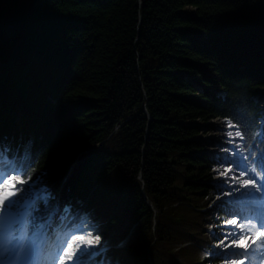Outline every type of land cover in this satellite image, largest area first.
Segmentation results:
<instances>
[{
  "label": "trees",
  "instance_id": "trees-1",
  "mask_svg": "<svg viewBox=\"0 0 264 264\" xmlns=\"http://www.w3.org/2000/svg\"><path fill=\"white\" fill-rule=\"evenodd\" d=\"M17 1L0 0V17L17 13ZM189 6L197 8L194 16L183 15ZM137 78L148 94L139 93ZM221 86L225 98L216 95ZM262 94L259 0H37L32 15L0 24L3 134L21 114L16 136L24 130L26 139L34 137L32 176H40V189L65 174L79 152L111 138L100 153L81 161L68 196L78 209L89 200L85 212L92 219L104 212L117 216L109 226L120 235L139 220V231L156 239L153 264H176L178 245H202L209 238L202 225L212 214L185 207L191 202L202 209L216 193L214 162L195 139L202 127L196 121L235 117L255 129ZM140 167L144 177L137 175ZM119 171L125 178L118 179ZM125 182L131 184L128 199L122 197ZM181 215L188 235L173 220ZM143 243L140 237L135 246ZM179 255L198 264L200 250L182 247ZM125 256L127 264H144L130 251Z\"/></svg>",
  "mask_w": 264,
  "mask_h": 264
},
{
  "label": "snow or ice",
  "instance_id": "snow-or-ice-1",
  "mask_svg": "<svg viewBox=\"0 0 264 264\" xmlns=\"http://www.w3.org/2000/svg\"><path fill=\"white\" fill-rule=\"evenodd\" d=\"M259 2L264 5V0ZM253 101L256 102L255 97ZM226 121L230 130L225 133L227 139L220 148L224 155L216 161L225 171L218 173L222 178L213 187L227 197H217L221 200L225 216L229 217L222 227H237L220 234L213 233L216 244L205 252L208 264L214 260L243 264L250 257L264 259V242L257 243L255 239V233L259 231L264 241V129L251 130L235 117L226 118ZM237 140L243 143L239 144ZM11 151V146L5 145L0 136V188L10 184L13 178L26 185L17 189L20 195L14 198L0 195V264H63L65 257L72 260L73 256L75 264H102L98 257L109 251L101 243L102 233L96 229L89 231V237L93 231L96 234L87 241L88 246L73 249L71 241L83 240V237L65 235L68 228L60 219L64 217L66 220L64 214L71 215L72 209L61 207L46 189H38L36 180L40 176L35 179L32 176L35 156L30 150L26 149L23 157L10 156L8 153ZM237 218L241 222L239 225ZM244 223L251 225L247 235L237 230L243 229ZM248 239H252V245L245 247L243 242ZM241 248L244 251H236Z\"/></svg>",
  "mask_w": 264,
  "mask_h": 264
},
{
  "label": "bare ground",
  "instance_id": "bare-ground-1",
  "mask_svg": "<svg viewBox=\"0 0 264 264\" xmlns=\"http://www.w3.org/2000/svg\"><path fill=\"white\" fill-rule=\"evenodd\" d=\"M17 2L18 3L16 4L15 9L17 10V14L18 15H32V11H33L34 5L36 4L37 0H18ZM196 10H197V8L192 7V6L191 7L189 6V7H187V8L184 9L183 12H185V13H183V15H187V13L191 12L190 15L191 16H194V14H196L194 11H196ZM138 14H140V13L138 12ZM141 16L142 15H140V17ZM196 38L200 39L201 41L205 42L208 45L209 44H212V42H209V36L207 34H204V35L203 34H199ZM150 55H151L150 54V50L145 51L144 57H148ZM201 68H203V67L201 66ZM200 71L202 72V69ZM223 71H224V69H223ZM219 81H220V78L217 76V82H219ZM137 82H138V86L137 87L139 89V93L140 94H143V93L144 94H148L147 89L143 85V81L140 78H137ZM214 88H215V86H214ZM199 91L206 92L208 90L202 88ZM137 92H138V90H136V93ZM215 92H216V95L219 96V97H221V98H225L227 96V94H228L227 93V89L224 86H221L220 89L219 88H216L215 89ZM142 100H143V96H140V98L138 99V105H141ZM144 108H145V106H144ZM262 116H264V110H261L258 113V117H262ZM17 117H18V119H19L20 122H23L24 121V118L22 117L21 114H17ZM213 119H218V121H214V122H212V124H215V123L218 122V125H213V126H217V127L216 128H213L212 127V131L211 132H214V133H217L218 134V133H220L219 131H221V133L223 132V137L225 138L226 137L225 132H227L230 129H228L227 127H225V130H223V128H221L222 125H224V123H225L224 118L223 117H219V118H213ZM257 120L258 119H256V121ZM262 120H264V119L258 120L257 123H255L254 127L255 128H258L259 130L264 129V123L261 122ZM145 130H147V131L150 130V126H146L145 127ZM199 136H200V133L195 137V139L199 138ZM17 137H19V136H17ZM204 155L206 157L208 156L214 162L213 164L217 163L216 160H215V158H214V156H210L207 153L204 154ZM128 172L132 173L133 170H129ZM137 175L144 177V169L142 167H140L139 174H137ZM117 177H118V179L121 178V177L122 178H125L124 172L123 171H119L117 173ZM131 191H132V189H131ZM128 195H130V190H128V192L125 193V196H128ZM73 264H75V262Z\"/></svg>",
  "mask_w": 264,
  "mask_h": 264
},
{
  "label": "rangeland",
  "instance_id": "rangeland-1",
  "mask_svg": "<svg viewBox=\"0 0 264 264\" xmlns=\"http://www.w3.org/2000/svg\"><path fill=\"white\" fill-rule=\"evenodd\" d=\"M10 12H12V13H7V14H3L1 17H0V24H2V23H5V22H8V23H13V22H16L18 19H19V17H21L22 15H18L17 13H16V11H10ZM264 107V106H263ZM200 124L202 125V129H201V133H200V136H199V138H197V140H199L200 142H202V143H208L209 145H211V144H214V143H216V144H222L223 143V141L225 140V139H227V137H225L224 138V140L219 136V135H215L213 132H210V133H207L208 132V130H210V129H208L207 131H206V126H210L211 127V129H212V127L213 128H216L217 126H213V125H218V122L217 123H215V124H213L212 125V122L211 123H209V124H204L203 122H201L200 121ZM226 127V124H224V125H222V127L221 128H225ZM225 130V129H224ZM226 133V132H225ZM220 135H222V134H220ZM223 136V135H222ZM107 141V140H106ZM219 153V154H222V155H224L221 151H220V148H213V147H210V148H208L205 152L208 154V155H210V156H215V154H217V152ZM223 171V170H222ZM216 180H218V175L216 174ZM215 180V182H217ZM2 192H5L4 190L2 191ZM222 199H227L226 197H224L223 195L222 196H220ZM218 205H221V200L220 199H218V198H216V200H215V202H214V204H213V206L214 207H216L215 209H216V211H218V209H222L223 208V206L221 205V207H219L218 208ZM232 227H237V226H232ZM99 231V230H98ZM89 239L87 238L86 240H84V244H82L81 243V245H79L78 244V248H80V247H87L88 245H87V241H88ZM228 251L229 252H231L232 251V249H228ZM65 261H64V264H69V263H71L74 259H75V257L73 256V259L72 260H68L66 257H65Z\"/></svg>",
  "mask_w": 264,
  "mask_h": 264
}]
</instances>
